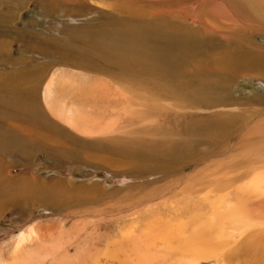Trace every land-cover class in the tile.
<instances>
[{"label":"rangeland","instance_id":"rangeland-1","mask_svg":"<svg viewBox=\"0 0 264 264\" xmlns=\"http://www.w3.org/2000/svg\"><path fill=\"white\" fill-rule=\"evenodd\" d=\"M130 1L135 8L149 11L157 9V3L161 2ZM202 1L210 9L216 8L218 3V0ZM110 2L113 0H0V41L5 42L9 53L13 57H25L26 66L46 65L50 72L76 70V77L68 86L53 83L46 97L51 95L53 101H61H50L57 109L71 108L80 118L88 115L87 119L93 122L83 133L81 128H71L65 120L48 115L54 127L62 130L56 136L42 132L53 136L47 142L55 147L62 141L64 149L69 148L79 159L56 161L36 152L32 153L34 157L29 163H15L17 167L11 170L12 176L25 174L35 183L61 180L67 183L68 195L59 197L60 201L53 207L24 200L21 206H9L0 211V264H264V234L262 239L249 243L248 249L244 246L234 250L235 225L238 224L235 220L240 214L245 213L249 219L251 215L255 217L253 229L264 228V224L259 223L261 219L256 220V216H264L263 211H253L250 215L243 207L245 198L254 200L264 192L262 184L258 189L261 192L247 184L251 185L252 177L259 174L264 180V93L258 94L264 92V76L242 73L231 82L229 92L237 105H222L219 109L224 113L233 111L240 122L216 152L207 153L204 161L187 165L166 177H136L128 166L120 165L122 162L113 164L117 155L107 151L115 147L112 138L120 135V126L132 120L129 107L123 115L121 107L125 101L109 100L115 99L113 94L122 86L115 75L75 68L55 57L31 51L46 37L69 41L70 36L64 33L66 27L80 26L86 19L105 14L110 10L107 6ZM261 2L264 6V0ZM198 4L199 1L187 0L183 7L173 6L172 9H186L189 5L195 11ZM189 16L188 27L198 29L199 25L192 21L194 15ZM243 24L248 27L247 36L264 50V20L259 17L258 21ZM35 35L38 38L34 44ZM14 36L26 40L27 47L23 49L18 42V45L12 42ZM17 66L22 69L23 64ZM7 67L10 66L0 63V68ZM97 91H105L107 95L101 98ZM81 92L87 94L83 100H78ZM40 94L43 96V89ZM163 102L156 101L154 105L164 110L168 103ZM254 103L258 104L257 108L251 106ZM81 108L88 113L80 114ZM64 132L73 135L69 139L71 144H63ZM76 138L81 144L72 142ZM15 160L13 156L5 157L6 165L17 162ZM230 179L236 182L225 187L224 182ZM144 183L149 185L144 186ZM185 204L188 207L185 208ZM250 247L253 255L247 252ZM226 251L232 252L227 259L229 262L222 258Z\"/></svg>","mask_w":264,"mask_h":264},{"label":"bare ground","instance_id":"bare-ground-1","mask_svg":"<svg viewBox=\"0 0 264 264\" xmlns=\"http://www.w3.org/2000/svg\"><path fill=\"white\" fill-rule=\"evenodd\" d=\"M196 1L199 4L195 11L189 5L186 9H172L173 6L183 7L187 0H161L157 3V9L149 11L135 8L136 5L130 0H113L107 4L110 10L105 14L86 19L83 25L77 24L78 27H66L64 33L70 36L69 41L49 38L51 41L48 43L39 38L34 50H31L55 57L75 68L115 75L122 86L113 94L115 99L109 100H122V103L125 101L121 107L123 115L127 112L126 107H129L131 112L128 114L132 115V120L119 125L120 135L112 138L115 147L107 151L117 155V159L112 161L113 164L122 162L120 165L128 166L136 177H166L187 165L204 161L207 153L216 152L226 138L236 131L240 122V118L233 111L224 113L219 109L222 105H237V100L229 92L231 82L242 73L252 72L255 73L254 76H264V50L247 36L248 27L243 24L258 21L259 17L264 20L262 0H218L216 8L213 9L207 8L205 1ZM45 7L49 10L47 5ZM189 14L194 15L192 21L199 25L198 29L192 30L188 27ZM36 36L34 44L37 42ZM2 43L0 41V45ZM8 50L0 51V63L4 67L23 66L18 72L19 78L14 75L21 81H13L15 84L4 87V95L11 101L4 104V98H0V127L6 124L20 134H14L8 140L0 135V210L6 205L21 206L24 200L53 207L58 203L59 197L67 194V183L57 179L53 183H35L25 174L12 176L11 170L17 167L15 163H29L34 157L32 153L36 152H42L56 161L79 159L69 148L64 149L62 141L55 147L47 142L53 136L42 132L47 131L48 135L51 132L56 136L62 130L58 126L54 127V121L51 122L48 115L65 120V124L71 128H81L83 133L91 128L93 122L87 119L90 118L88 115L84 119L80 118L71 108L67 111L57 109L50 103L53 101L52 96L48 95V99L46 97L50 93L51 84L61 83L68 86L76 77V70L50 72L46 65L26 66L25 57H13ZM6 74L0 72L1 77ZM1 77L2 83L7 79H14L12 76ZM42 89L43 96L40 94ZM86 94L81 92L78 100H83ZM96 94L101 98L107 95L105 91H97ZM41 99L44 100L43 103ZM156 101H165L168 105L161 110V107L154 105ZM150 109L152 111L147 113ZM84 112L88 113L85 108H81L80 114ZM64 134L63 144H71L69 139L73 135L68 136L66 132ZM25 137L30 139L20 141ZM79 140L76 138L72 142L81 144ZM5 154L15 157L17 162L4 164V157H7ZM252 178L249 180L251 185L248 182L247 184L258 191L262 187L260 184L264 185V180L260 174ZM235 182L236 179H230L224 184L226 187V184ZM247 200L245 198L243 201L247 213L262 210L264 215V192L254 200ZM186 207L188 206L185 204ZM179 214L183 215L182 211ZM244 215L245 213L240 214L238 220H235L238 224L235 225L237 239L234 250H240L244 246L248 249L249 243L263 238L264 228H252L255 217L251 215L249 219ZM262 217L264 216H256L257 221L261 219L260 224H264ZM247 252L251 255L254 253L251 247ZM231 254L232 252L226 251L222 258L229 262Z\"/></svg>","mask_w":264,"mask_h":264},{"label":"crops","instance_id":"crops-1","mask_svg":"<svg viewBox=\"0 0 264 264\" xmlns=\"http://www.w3.org/2000/svg\"><path fill=\"white\" fill-rule=\"evenodd\" d=\"M27 34H29V33H24V35H27ZM0 36H1V34H0ZM11 37H13V36H11ZM24 38V37H23ZM45 41L46 42H48L49 41V37H46L45 38ZM3 42V41H2ZM12 42H15L17 45H18V43H19V45L23 48H25V46H27L28 44L26 43V40H24V39H20L19 37H16V36H14V40H12ZM10 43V47H12V45H13V43ZM18 42V43H17ZM14 43V44H15ZM6 45H4V43H2L1 45H0V48H5V51H7L8 49H7V46L5 47ZM23 48V49H24ZM24 51V50H23ZM8 52H9V50H8ZM20 70H21V67H19V66H10V67H7V68H5V69H3V68H0V72H1V74L2 73H7L6 75H4L5 77H10V76H12V77H14V75L16 76V77H18V72H20ZM4 76H2V77H4ZM1 77V76H0ZM16 77H14V79L13 80H5V81H3V83L0 81V91L2 92V93H0V98H4L3 100H2V102L4 103V104H9L10 103V101L11 100H9V98L8 97H6L5 95H4V92H3V90H4V87H8V86H10L9 84H15V82H17V81H21V80H17V78ZM19 78V77H18ZM13 81H15V82H13ZM6 85V86H5ZM261 90V89H260ZM264 92L263 91H260L258 94H263ZM252 107L254 106L255 108H257V106H258V104L257 103H254V104H252L251 105ZM260 107V106H259ZM260 108H262V107H260ZM0 128H3V129H0V135H2V136H4V137H6V140H8L9 138H12L13 136H14V134H20V132L18 131V130H14V128H10L9 126H7L6 124L4 125V126H2V127H0ZM24 139H26V137L25 138H22L20 141H24ZM2 150L0 149V152H1ZM5 156H6V154H5ZM4 159H5V157H4ZM4 161V160H3ZM6 164V163H5ZM0 165H2V163H1V156H0ZM9 206H7L6 205V207L5 208H3V209H6V208H8ZM2 209V210H3ZM2 210H0V211H2Z\"/></svg>","mask_w":264,"mask_h":264}]
</instances>
